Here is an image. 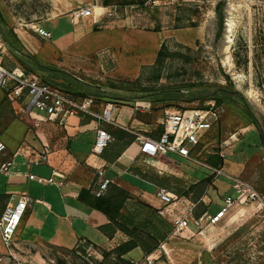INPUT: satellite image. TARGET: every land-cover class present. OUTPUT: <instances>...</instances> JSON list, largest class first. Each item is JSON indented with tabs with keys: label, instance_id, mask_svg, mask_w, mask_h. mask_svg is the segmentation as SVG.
Here are the masks:
<instances>
[{
	"label": "rangeland",
	"instance_id": "obj_1",
	"mask_svg": "<svg viewBox=\"0 0 264 264\" xmlns=\"http://www.w3.org/2000/svg\"><path fill=\"white\" fill-rule=\"evenodd\" d=\"M138 1L0 0L1 34L11 30L18 37L14 48L6 44L3 63L14 71L26 68L76 95L92 96L99 112L111 104L114 120L104 126H123L133 133L149 134L162 125L167 112L204 107L212 97H221L222 114L196 152L203 161L217 152L227 154L226 174L244 178L264 194V0H228L221 30L215 11L219 0ZM88 6L96 7V18L71 20L77 9ZM61 17L63 25L58 23ZM109 19L139 30V43L123 45L119 51V47L107 46L104 26ZM90 20L95 22L88 31L85 25ZM40 28L52 36H43ZM76 31L85 41L75 40ZM162 46L164 56L157 64ZM9 102L15 117L6 132L13 141L19 132H34L37 126L27 112ZM90 122L98 125L95 118ZM134 163L133 169L140 167L147 176H137L133 170L127 181L141 193L155 194L162 186L177 193L212 174L199 163L174 161L168 155L138 154ZM157 177L170 179L171 185L155 182ZM98 179L96 174L94 182ZM210 189L211 198L203 202L211 203L212 211L224 205L226 195L236 194L227 175L215 177ZM137 199L129 200L124 208L125 214L135 218L133 223L142 222L140 226L148 230L155 220L170 232L159 246L160 264H264V208L240 209L233 224L229 220L213 223L207 216L198 222L195 210L202 207L198 203L190 228L175 231L168 214L150 215L148 223L150 211ZM241 206L251 207L249 203ZM24 245L13 244L12 254H0V264H90L103 249L87 241L73 248L40 241Z\"/></svg>",
	"mask_w": 264,
	"mask_h": 264
},
{
	"label": "crops",
	"instance_id": "obj_2",
	"mask_svg": "<svg viewBox=\"0 0 264 264\" xmlns=\"http://www.w3.org/2000/svg\"><path fill=\"white\" fill-rule=\"evenodd\" d=\"M61 19L62 17L58 23L63 25V20ZM94 22V20H90L89 23H86L85 28H88L89 31ZM105 23L104 27L108 32L109 38H111H107V46L110 44L109 47H113L114 49L119 47V51L123 45L132 47L139 43L137 42V36L142 34L139 30L128 28L125 24L118 22V20L109 19ZM77 27L75 26L74 29H77ZM78 32L76 31V34ZM80 32L82 33L83 31ZM113 34H116L115 37L112 36ZM93 38L90 39L93 42L98 40L97 36ZM75 40L85 41L84 39H80L79 35ZM3 96L4 90L0 87V101ZM18 106L22 109L21 105ZM135 119L137 120V118ZM90 121L91 117L89 118L85 114L73 115L68 117L63 125L44 122L40 126H37L34 132L28 130L21 131L17 134V138L16 136H12L15 138L13 141L9 140L8 133L6 132L10 126L1 135L2 138L3 136L5 137L3 139L8 145L5 158H12L18 153L14 158L15 163L12 172L10 174L0 173V213L5 209L11 194H14L15 201L24 192L28 193L31 197L27 211L18 228L14 240L15 245L25 247V243L40 241L64 248H73L89 239L98 246L110 249L126 241L128 236L121 231H118L113 238L107 236L100 228L102 224L109 221L107 216L79 199L80 190L83 187H90L94 184L97 167L99 166L105 169V175L114 182L129 189L138 197L141 195L140 198L142 200L153 206H160L156 193L153 194L149 190H142L144 193L138 192V190L131 188V184L127 181L130 180L132 174L134 175L132 169L135 166L134 162L137 155L140 154L138 145L135 143L131 144L115 161L110 162L105 158L104 151L101 150L102 148H95L94 144L98 125L93 126ZM44 144L49 145L48 160L42 161L39 165H30L28 155L32 151H43L45 149ZM225 157H223V164H221L223 167L225 165ZM53 170H57L65 175L63 186L48 183L40 184L29 180L27 175L29 172H33L43 176H50ZM135 175L138 176V174ZM207 194L206 197L211 198L209 193ZM233 195V193H230L225 198ZM249 204L251 205L249 208L241 206L242 204H236L229 209L226 216L220 222L229 220V223H235L236 218L240 216L239 212L242 208L243 210H252V212L258 210L256 203ZM223 206H225V203L215 211H212L209 206V211L207 212L215 214ZM226 228L227 226H224L223 230ZM160 250L158 248L149 254L156 258L155 261L150 259L140 247L131 250L125 257L131 259L136 264H160L162 261L160 257H163L162 253H159ZM21 251H24V249H21ZM4 253L8 255L12 254L4 245L0 235V254ZM4 258L6 257L2 259L4 260ZM98 258L102 259V254Z\"/></svg>",
	"mask_w": 264,
	"mask_h": 264
},
{
	"label": "built area",
	"instance_id": "obj_3",
	"mask_svg": "<svg viewBox=\"0 0 264 264\" xmlns=\"http://www.w3.org/2000/svg\"><path fill=\"white\" fill-rule=\"evenodd\" d=\"M159 1V0H157ZM96 17L94 6L77 9L72 15L74 22L80 18ZM41 34L50 38L52 33L39 29ZM0 30V87L8 91V97L13 104L21 105L22 110L27 112L34 120L36 126L42 123L53 122L63 125L68 117L73 115L87 114L93 116L97 123V134L95 148H106L114 140L112 133L104 126L107 122H113L112 105H108L102 112L97 111L95 99L87 95L85 97L41 80L36 74L28 73L25 69L12 70L3 63V53L6 49ZM223 108L211 98L204 107H188L167 112L165 120L162 121L164 131L157 137L150 134L135 132L134 143L138 145L139 153L147 157H158L168 155L172 160H189L209 168L214 175H227L232 180V187L235 195L225 198V206L217 213L206 212L200 216L198 222L208 217L213 223L220 222L230 208L236 204L256 203L258 209L264 208V194L258 191L249 181L242 177L226 174L222 165L213 166L207 161L200 159V153L196 152L202 143L205 134L215 125L222 114ZM45 149L41 152L32 151L28 155L30 165H39L42 161L48 160L49 145L44 144ZM8 145L3 138H0V173L10 174L15 163L16 153L12 158H5ZM222 157L225 153L219 152ZM98 181L93 184V193L102 196L106 193L109 183L113 181L105 175L102 166L97 167ZM28 178L40 184L64 185L65 175L53 170L50 176H43L29 172ZM205 196L202 200H205ZM156 198L161 205L157 207L161 214H168L175 227V231H187L190 222L194 217V209L198 202L187 196H179L167 187H159L156 191ZM31 197L28 193H21L15 201L14 194H11L5 209L0 213V235L6 248L11 251L14 240L27 211Z\"/></svg>",
	"mask_w": 264,
	"mask_h": 264
},
{
	"label": "trees",
	"instance_id": "obj_4",
	"mask_svg": "<svg viewBox=\"0 0 264 264\" xmlns=\"http://www.w3.org/2000/svg\"><path fill=\"white\" fill-rule=\"evenodd\" d=\"M148 0H139L138 2L141 4H145ZM228 0H219L216 4L215 11L217 15V21L218 26L220 30L223 27L224 24V9L227 4ZM3 38L6 41V43L14 48V43L18 42V37L16 33H14L11 30L3 31ZM11 38L14 40L11 41ZM164 46V45H163ZM159 50L156 58V63L160 64L162 62V57L164 56V47ZM28 73L29 72L26 68H24ZM51 83L50 81H46ZM53 84V83H51ZM54 85H57L54 83ZM60 86V85H59ZM4 90V96L2 100L0 101V138L1 135L5 132V130L10 125L11 121L15 117L14 111H12V107H10V102L8 99V91L6 89ZM71 91V89H69ZM76 94V93H75ZM216 99V101L222 102L221 97H212ZM10 103V104H9ZM9 104V105H7ZM89 118L93 119L94 117L91 115H87ZM106 129H108L113 137L114 140L106 147L104 150V156L105 158L113 162L115 161L121 153L127 149L131 144L134 143L136 134L135 132H131L130 130L123 128V127H117L113 128V126L108 127L106 126ZM164 131V125H160L159 128L154 130L153 132L149 133L153 136H159ZM207 162L213 166H220L223 164V157L219 155V152L215 153L214 155H211L207 158ZM136 174H142L144 176H147L145 173H142L140 167H135ZM214 175H206L202 178H200L198 181L193 182L188 187H182L177 189V193L180 195L187 196L191 198L192 200L198 202L202 207L198 210H195V216L200 217L207 211H209V206L211 203L206 204L203 202L202 198L205 196V194L209 193V189L211 185H213L214 181ZM155 182L159 184H167L171 185L170 179L165 177H157L154 179ZM154 183V181H153ZM132 198H138V202L140 205H145L149 209V217H148V223L151 222V216L157 215V217H161L158 214L157 207H154L152 204L142 200L141 198L134 195L129 189L119 185L118 183L111 181L109 183L108 189L105 194L102 196H96L93 193V185L90 187H83L80 190L79 199L86 203L87 205L101 211L104 213L107 218L108 222L102 224L100 226L101 230L110 238H113L115 234L118 231L123 232L128 236V239L126 241H123L122 243L116 245L115 247L111 249H102V259L94 258V261L90 262V264H136L134 261H132L129 258H126L125 255L130 252L131 250L140 247L144 251L145 254L149 255L153 253L155 250H157L160 246L161 241H164L168 238L170 232L168 229H164L162 225L157 223L155 220L153 221V224L151 225V228L148 230H144L140 225L144 224L142 222H139L137 225H135L134 217H129L124 212L125 205L129 200ZM142 216V213L140 214ZM88 244H91L95 247H100L96 243H93L91 240L87 239ZM101 248V247H100ZM89 264V263H88Z\"/></svg>",
	"mask_w": 264,
	"mask_h": 264
},
{
	"label": "bare ground",
	"instance_id": "obj_5",
	"mask_svg": "<svg viewBox=\"0 0 264 264\" xmlns=\"http://www.w3.org/2000/svg\"><path fill=\"white\" fill-rule=\"evenodd\" d=\"M96 8V7H95ZM100 7H97V9H99ZM101 9V8H100ZM96 13H97V11H96ZM98 14H102V11H99V13Z\"/></svg>",
	"mask_w": 264,
	"mask_h": 264
}]
</instances>
